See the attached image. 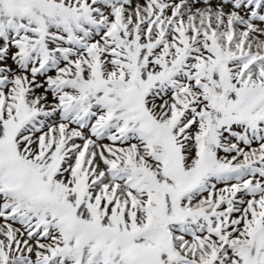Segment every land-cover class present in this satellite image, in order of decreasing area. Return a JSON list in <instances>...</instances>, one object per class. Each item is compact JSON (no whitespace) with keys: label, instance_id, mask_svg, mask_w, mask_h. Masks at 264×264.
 Masks as SVG:
<instances>
[{"label":"snow or ice","instance_id":"obj_1","mask_svg":"<svg viewBox=\"0 0 264 264\" xmlns=\"http://www.w3.org/2000/svg\"><path fill=\"white\" fill-rule=\"evenodd\" d=\"M0 264H264V0H0Z\"/></svg>","mask_w":264,"mask_h":264}]
</instances>
